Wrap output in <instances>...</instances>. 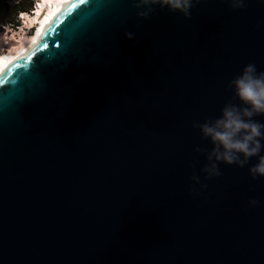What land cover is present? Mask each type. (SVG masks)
<instances>
[{
  "label": "water",
  "instance_id": "water-1",
  "mask_svg": "<svg viewBox=\"0 0 264 264\" xmlns=\"http://www.w3.org/2000/svg\"><path fill=\"white\" fill-rule=\"evenodd\" d=\"M134 4L69 0L0 73V264H264L256 158L205 178L192 127L264 72V0Z\"/></svg>",
  "mask_w": 264,
  "mask_h": 264
},
{
  "label": "clouds",
  "instance_id": "clouds-1",
  "mask_svg": "<svg viewBox=\"0 0 264 264\" xmlns=\"http://www.w3.org/2000/svg\"><path fill=\"white\" fill-rule=\"evenodd\" d=\"M200 2L201 0H135L134 6L140 9L137 15L143 19H147L156 8L167 9L190 19L191 9ZM229 3L234 9L244 6V0H229ZM126 36L131 38V34ZM229 87L240 106L226 103L218 118L192 125L198 129L201 138L212 145L205 156L206 164L200 171L205 174V178H211L220 175V163L244 167L251 158H256V163L248 168L249 177L255 180L257 177H264V124L254 119L264 116V72H258L254 64H247L229 82ZM194 150L200 151L199 148ZM191 179L194 184H200L195 174ZM250 203L256 204V201Z\"/></svg>",
  "mask_w": 264,
  "mask_h": 264
},
{
  "label": "bare ground",
  "instance_id": "bare-ground-1",
  "mask_svg": "<svg viewBox=\"0 0 264 264\" xmlns=\"http://www.w3.org/2000/svg\"><path fill=\"white\" fill-rule=\"evenodd\" d=\"M69 0H55L50 6L41 5V0H37L39 3V8L37 4V12L31 13L29 17H32L34 21H38L40 26L38 28V32L33 37L32 34L28 37L26 44L16 50L9 53L0 54V68L6 69L9 65H11L21 54H23L27 49H29L41 36L45 31L50 22L56 17V15L62 11L64 6L67 4ZM41 5V6H40ZM2 71H0L1 73Z\"/></svg>",
  "mask_w": 264,
  "mask_h": 264
},
{
  "label": "rangeland",
  "instance_id": "rangeland-1",
  "mask_svg": "<svg viewBox=\"0 0 264 264\" xmlns=\"http://www.w3.org/2000/svg\"><path fill=\"white\" fill-rule=\"evenodd\" d=\"M37 4L36 1L35 8ZM33 12L36 14L37 10L34 9L31 13ZM31 13L20 14L17 27L6 26L2 28L0 31V54L16 51L26 44L31 34V29L36 22L32 17H29Z\"/></svg>",
  "mask_w": 264,
  "mask_h": 264
},
{
  "label": "trees",
  "instance_id": "trees-1",
  "mask_svg": "<svg viewBox=\"0 0 264 264\" xmlns=\"http://www.w3.org/2000/svg\"><path fill=\"white\" fill-rule=\"evenodd\" d=\"M37 0H0V31L3 27H17L18 16L31 13Z\"/></svg>",
  "mask_w": 264,
  "mask_h": 264
},
{
  "label": "snow or ice",
  "instance_id": "snow-or-ice-1",
  "mask_svg": "<svg viewBox=\"0 0 264 264\" xmlns=\"http://www.w3.org/2000/svg\"><path fill=\"white\" fill-rule=\"evenodd\" d=\"M86 2H88V0H79L80 4H84ZM0 71H4V68H0Z\"/></svg>",
  "mask_w": 264,
  "mask_h": 264
}]
</instances>
